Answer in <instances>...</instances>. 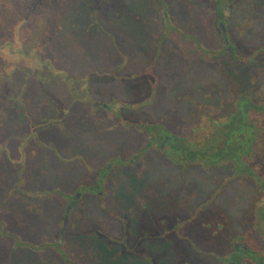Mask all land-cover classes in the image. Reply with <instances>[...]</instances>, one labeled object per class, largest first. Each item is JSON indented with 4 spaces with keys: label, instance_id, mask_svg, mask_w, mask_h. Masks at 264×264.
Returning <instances> with one entry per match:
<instances>
[{
    "label": "trees",
    "instance_id": "trees-1",
    "mask_svg": "<svg viewBox=\"0 0 264 264\" xmlns=\"http://www.w3.org/2000/svg\"><path fill=\"white\" fill-rule=\"evenodd\" d=\"M19 1L14 6L25 8V18L13 25L3 19L13 4L10 0H0V124L7 125L0 136V171L4 168L12 171V177H6L9 182L0 178V264H50L42 251L57 260L56 247L68 220L65 218L59 235L52 230V236L43 239V230L39 236L32 229V216L43 217V211L47 210L29 203L32 193L26 196L17 190L11 195L10 188L26 187L24 181L28 178L22 180L23 184L16 181L21 166L31 170L45 167L38 143L48 133L59 134L76 113L84 112L86 105L100 112L97 116L101 119L95 117L92 122L99 129L93 138L101 146L109 143L116 149L115 157L96 164L89 181L79 180L75 184H87L90 194L98 195L100 201L105 194L101 187L108 179L101 171L107 166L109 171L108 163L116 160L128 165L145 164L149 160L166 166L173 164L176 172L189 165L205 175L207 169L220 167L225 169L227 177L248 179L264 190V67L259 61L264 59V0H212L216 2L215 15L219 22L223 21V30L219 25L213 29L214 33L219 29L220 43L231 38L241 44L230 49L220 47L219 56L231 55V60L241 64H225L220 73L209 75L203 84L200 81L189 90V98L180 95L178 99L182 102L168 105L163 113L158 111L157 101L161 99L162 84H156L154 72L140 79L138 76L147 72L143 59L132 60L130 65L126 61L127 69L124 61L128 55L124 56L123 49L112 46L106 37L105 30L112 26L110 31L115 32L113 20H119L116 10L110 8L111 13L107 12V6L115 0H65L64 10L58 16L43 13L38 19L32 15V2ZM158 1L160 4L162 0ZM162 2L166 3V19L174 22L177 16L171 12L172 3ZM236 8L237 12L244 11L243 18L253 19L255 23L253 30L245 29L243 37H237L229 25ZM149 11L147 8L144 12ZM165 17L158 19L164 22ZM226 27L231 36L226 34ZM158 42L156 38L151 52H155ZM204 49L208 51V47ZM126 50L133 51L128 47ZM92 65L98 69H90ZM120 65L124 66L122 70L118 68ZM215 80L217 84H213ZM101 164L106 166L100 167ZM73 168L78 167L73 164ZM48 169L50 174L43 173L44 179L40 177L39 181L56 180ZM65 178L64 175L57 179V188L58 182L62 184L54 193L67 199L64 215L66 211L68 216L79 188L70 183L69 191L74 188L65 193L61 189L66 187ZM229 178L219 181L216 189L226 186ZM32 184L30 190H24L34 192ZM214 194L212 190L206 193L209 197ZM27 206L34 207L39 214L34 209L25 211ZM15 207H22L23 212L21 209L16 213Z\"/></svg>",
    "mask_w": 264,
    "mask_h": 264
},
{
    "label": "rangeland",
    "instance_id": "rangeland-1",
    "mask_svg": "<svg viewBox=\"0 0 264 264\" xmlns=\"http://www.w3.org/2000/svg\"><path fill=\"white\" fill-rule=\"evenodd\" d=\"M26 1L35 5L32 15L36 19L43 13L50 17L53 14L58 16L65 7V0ZM162 1L159 4L158 0H115V4L107 6V12L111 8L119 14V20H113L115 32L110 31L112 26L105 30L110 44L123 49L125 55L120 52L122 55H128L124 61L127 69L130 61L141 58L147 64V72L138 77L143 79L154 72L156 84H162L161 99H157L160 113L168 105H179L182 102L178 99L180 95L189 98V90L194 89L200 81L203 84L209 75L220 73L221 69H225V64L238 62L231 60V55L219 56L220 47L230 49L231 46H241L238 40L237 43L231 38L222 44L218 39L221 36L219 29L214 33L216 25L223 30V21L219 22L215 15L216 2L168 0L172 3L171 12L177 16L174 22H169L164 15L166 3ZM10 2L13 6L4 13L3 19L16 25L25 18L26 11L23 7H15L21 1ZM147 8L150 11L144 12ZM233 14L229 25L237 37H243L246 28L247 31L250 28L253 30L254 20L243 18L242 9L237 12L236 8ZM158 17H165L166 20L162 22ZM111 19L107 17V20ZM225 30L228 36L232 35L228 27ZM156 38L159 39L157 49L151 52ZM127 47L133 51H127ZM204 47H208V51ZM89 55L93 57V53ZM210 56L214 58L211 60ZM259 61L264 67V59ZM94 66H90V69H98ZM124 66L118 68L122 70ZM224 75L228 76V73ZM213 84H217L216 80ZM97 115H100L99 111L88 109L86 105L84 112L76 113L69 123L63 125L59 134L44 135L37 146L41 160L45 159V167L31 170L30 167L21 166L20 177L18 174L16 176L18 184H23V179H29L24 181V189L30 190L33 181L34 192L28 193L22 187L21 191L20 185L10 188L11 195L17 190L26 196L32 193L29 203L34 204L35 208L47 210L44 217L41 214L36 218L32 216V229L38 231L39 236L43 230V239L50 238L52 230L57 235L65 218L68 220L56 247L59 249L55 255L57 260L49 254L45 255L47 251H42L50 264H222L224 252L232 247L236 239L246 241L252 225L261 227L264 224V213L260 214L261 210L264 212V190L248 179L227 177L225 169L220 167L207 169V176L189 165L182 172H176L173 164L166 166L149 160L145 164L134 162L128 165L116 160L108 163L109 171L106 170L108 166L101 171L108 175L101 187L105 190L102 201L96 198L98 195L90 194L85 186L87 184L75 186L85 179L89 181L96 164L115 157L116 149L109 143L101 146L93 138L99 130L92 123L95 117H99ZM5 129L7 125L0 124V136ZM73 164L78 167L76 170ZM48 168L53 171L52 176L55 175L56 180L52 178L48 183L39 181L40 177L44 179L43 173L50 174ZM0 172V178L9 182L6 177H12V171L4 168ZM64 175L67 183L61 189L65 193L73 190L74 187L69 191L70 183L79 188L75 191L78 196L72 201L68 216L66 211L64 215L67 199L54 193L62 184L58 182L57 188V179ZM225 178H229L226 186L216 189L217 183ZM247 187L249 192L245 197ZM211 190L215 194L209 197L206 193ZM253 190L255 194L252 196ZM4 194L7 195V192L4 191ZM35 208L27 206L24 210L34 209L39 214ZM21 209L23 212L22 207H15V212ZM241 257L236 255L233 260L239 263Z\"/></svg>",
    "mask_w": 264,
    "mask_h": 264
},
{
    "label": "flooded vegetation",
    "instance_id": "flooded-vegetation-1",
    "mask_svg": "<svg viewBox=\"0 0 264 264\" xmlns=\"http://www.w3.org/2000/svg\"><path fill=\"white\" fill-rule=\"evenodd\" d=\"M263 213L261 210L260 214L263 215ZM236 255L242 256L239 263L233 260ZM221 259L223 260L222 264H264V224L261 227L252 225L249 228L247 240L236 239L232 247L224 252Z\"/></svg>",
    "mask_w": 264,
    "mask_h": 264
},
{
    "label": "crops",
    "instance_id": "crops-1",
    "mask_svg": "<svg viewBox=\"0 0 264 264\" xmlns=\"http://www.w3.org/2000/svg\"><path fill=\"white\" fill-rule=\"evenodd\" d=\"M44 212V214H46V212L45 211H43ZM43 217H44V215H43ZM9 242H11V241H9Z\"/></svg>",
    "mask_w": 264,
    "mask_h": 264
}]
</instances>
